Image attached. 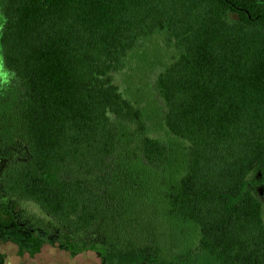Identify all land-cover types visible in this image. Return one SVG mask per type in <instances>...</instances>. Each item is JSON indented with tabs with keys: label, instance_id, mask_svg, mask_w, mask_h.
<instances>
[{
	"label": "trees",
	"instance_id": "1",
	"mask_svg": "<svg viewBox=\"0 0 264 264\" xmlns=\"http://www.w3.org/2000/svg\"><path fill=\"white\" fill-rule=\"evenodd\" d=\"M0 48V246L264 264V0H0Z\"/></svg>",
	"mask_w": 264,
	"mask_h": 264
},
{
	"label": "rangeland",
	"instance_id": "2",
	"mask_svg": "<svg viewBox=\"0 0 264 264\" xmlns=\"http://www.w3.org/2000/svg\"><path fill=\"white\" fill-rule=\"evenodd\" d=\"M2 52L0 48V71L2 70ZM164 66L153 68L151 73L152 82L157 74L163 71ZM163 106V104H160ZM253 193L264 202V188H254ZM195 249V248H194ZM0 252L6 256L5 264H103L101 258L93 251L83 252L76 256L64 251L56 245L45 244L41 251L31 256L28 253H19L18 246L7 243L0 246Z\"/></svg>",
	"mask_w": 264,
	"mask_h": 264
},
{
	"label": "flooded vegetation",
	"instance_id": "3",
	"mask_svg": "<svg viewBox=\"0 0 264 264\" xmlns=\"http://www.w3.org/2000/svg\"><path fill=\"white\" fill-rule=\"evenodd\" d=\"M142 256L145 257L146 259H148V257H149V256L146 255V254H142ZM148 262H149V261H148ZM144 264H145V263H144Z\"/></svg>",
	"mask_w": 264,
	"mask_h": 264
}]
</instances>
